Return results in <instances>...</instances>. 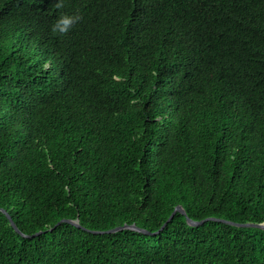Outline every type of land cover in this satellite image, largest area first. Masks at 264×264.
I'll use <instances>...</instances> for the list:
<instances>
[{"label": "trees", "instance_id": "1", "mask_svg": "<svg viewBox=\"0 0 264 264\" xmlns=\"http://www.w3.org/2000/svg\"><path fill=\"white\" fill-rule=\"evenodd\" d=\"M0 208V264H264L188 222L264 223V0H0Z\"/></svg>", "mask_w": 264, "mask_h": 264}, {"label": "water", "instance_id": "2", "mask_svg": "<svg viewBox=\"0 0 264 264\" xmlns=\"http://www.w3.org/2000/svg\"><path fill=\"white\" fill-rule=\"evenodd\" d=\"M1 211H3L7 217L10 219V222H11V225L14 227V229L21 233L23 236H27L29 237L30 235L28 234H25L23 233L19 227L16 225V223L14 222L13 218L11 217V215L5 211V209L3 208H0ZM177 211H181L183 213H185V211L183 210L182 206H177L173 213L171 214V216L169 217V219L166 221V223L164 224V226L173 218V216L175 215V213ZM222 220V221H225V222H228V223H231V224H234V225H238V226H252V227H259V228H262L264 229V223H261V224H257V223H237V222H233V221H228V220H224V219H218V218H214V217H209V218H206V219H203V220H199V221H196V220H193L191 218H188V222L191 224V225H200L202 224L203 222L207 221V220ZM62 222H69L77 227H82V225L80 224L79 220H73V219H62L60 220L59 222L56 223V225H54L52 228H49V229H46L44 231H40V232H37L31 236H37L41 233H46L48 231H52L54 228H56L59 224H61ZM164 226L162 228H164ZM123 229H134V230H137V231H142L144 233H150L149 231L143 229V228H140L138 227L135 223L133 224H124L122 226H117L115 228H112V229H109V230H101V231H94L95 233H113V232H117L119 230H123Z\"/></svg>", "mask_w": 264, "mask_h": 264}, {"label": "clouds", "instance_id": "3", "mask_svg": "<svg viewBox=\"0 0 264 264\" xmlns=\"http://www.w3.org/2000/svg\"><path fill=\"white\" fill-rule=\"evenodd\" d=\"M72 23H73V18L67 15H64L54 25L53 32H59L61 34L67 33V31L69 30V26Z\"/></svg>", "mask_w": 264, "mask_h": 264}]
</instances>
